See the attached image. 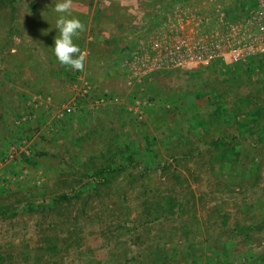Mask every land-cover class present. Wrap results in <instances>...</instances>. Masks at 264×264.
<instances>
[{
    "label": "rangeland",
    "instance_id": "374dc122",
    "mask_svg": "<svg viewBox=\"0 0 264 264\" xmlns=\"http://www.w3.org/2000/svg\"><path fill=\"white\" fill-rule=\"evenodd\" d=\"M214 1L73 0V71L53 0H0V264H264V58L151 62L163 9ZM107 165L108 183L91 177Z\"/></svg>",
    "mask_w": 264,
    "mask_h": 264
},
{
    "label": "built area",
    "instance_id": "2783aa9c",
    "mask_svg": "<svg viewBox=\"0 0 264 264\" xmlns=\"http://www.w3.org/2000/svg\"><path fill=\"white\" fill-rule=\"evenodd\" d=\"M243 1L245 5L236 18L219 0L214 1L211 12L196 11L187 16H182L181 6L170 9H174L173 13L163 9L164 20L159 27L162 36H151L152 66L195 70L216 61L233 66L264 55V0ZM185 25L197 28L194 35L184 33ZM89 90L90 87H86L82 96ZM110 101L113 98L100 97L96 103ZM78 102L75 97L61 108V112L72 114L78 108Z\"/></svg>",
    "mask_w": 264,
    "mask_h": 264
},
{
    "label": "clouds",
    "instance_id": "9594fccd",
    "mask_svg": "<svg viewBox=\"0 0 264 264\" xmlns=\"http://www.w3.org/2000/svg\"><path fill=\"white\" fill-rule=\"evenodd\" d=\"M50 5V10L59 14L54 25L48 21L51 24L50 31H57L51 47L54 56L61 65H66L73 71H83L87 53L75 41L85 31V25L72 15L73 0H53Z\"/></svg>",
    "mask_w": 264,
    "mask_h": 264
},
{
    "label": "trees",
    "instance_id": "16d2710c",
    "mask_svg": "<svg viewBox=\"0 0 264 264\" xmlns=\"http://www.w3.org/2000/svg\"><path fill=\"white\" fill-rule=\"evenodd\" d=\"M258 58L263 59L264 55L258 56ZM243 64H245V63H243ZM245 65L248 66V64H245ZM259 109H260V115H262L264 112V105L260 106L258 109H256V111ZM253 112H255V111H253ZM116 171L117 170L112 168L111 165H107L105 167L96 168L95 170L91 171L90 174H91V177H95L96 179H101L104 183H108L110 181V175L112 173H115ZM75 195H76V197H78L79 193H76ZM70 199L71 198L68 196V194H63L57 198V200H59V201L60 200H70ZM54 202H55V200H54Z\"/></svg>",
    "mask_w": 264,
    "mask_h": 264
}]
</instances>
